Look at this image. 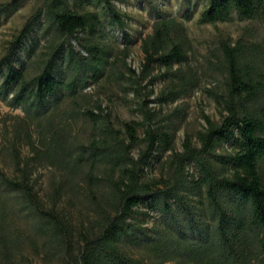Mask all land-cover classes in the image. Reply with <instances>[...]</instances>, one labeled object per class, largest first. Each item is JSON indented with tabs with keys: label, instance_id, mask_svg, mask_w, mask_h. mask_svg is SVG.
I'll list each match as a JSON object with an SVG mask.
<instances>
[{
	"label": "trees",
	"instance_id": "1",
	"mask_svg": "<svg viewBox=\"0 0 264 264\" xmlns=\"http://www.w3.org/2000/svg\"><path fill=\"white\" fill-rule=\"evenodd\" d=\"M111 1L98 0L107 26L123 30L124 16ZM205 1L200 23L236 14L257 21L262 36L222 40L205 59L220 76L210 94L221 117L204 116V130L194 140L185 135L181 152L174 150L181 111L157 118L147 104L174 103L197 86L182 21L158 13L141 39L140 72L124 62L136 96L144 80L150 86L157 80L155 69L163 71V85L155 100L137 102L142 120L121 129L101 120L100 105L99 113L81 108L92 101L85 93L92 85L108 76L125 79L111 67L98 13L41 0L6 43L0 102L22 117L0 151V264H14L26 242L59 264H264V0ZM122 38L127 56L131 39L124 31ZM79 116L93 126L85 141L72 126ZM41 165L58 175L44 196L35 175ZM158 166H167V178L148 177ZM75 199L84 220L81 212L75 220L67 213Z\"/></svg>",
	"mask_w": 264,
	"mask_h": 264
},
{
	"label": "rangeland",
	"instance_id": "2",
	"mask_svg": "<svg viewBox=\"0 0 264 264\" xmlns=\"http://www.w3.org/2000/svg\"><path fill=\"white\" fill-rule=\"evenodd\" d=\"M67 2L71 10L96 12L100 15L107 28L105 37L101 42L113 50L115 64L111 67H113L114 72L120 70L125 73V79L122 81H115L113 76H108L89 87L85 93L91 96L92 101L81 104L82 111L90 109L95 113H99L95 106L100 105L102 108L101 120L108 117L117 129H121L124 122L141 121L142 116L137 111V102L142 99L155 100L163 85V81L160 79L163 71L155 69L152 76H157V80L152 83V86L148 85L147 80H144L141 86L145 89L136 96L129 85L130 81L126 79L128 75L124 62L127 67L140 72L143 59L141 39L151 32V24L158 13L183 22L191 41L190 64L196 69L197 86L189 95L174 103L163 106L156 103L147 104L149 110L157 113V118L168 117L177 109L181 111L179 115L181 122L174 135L175 152H181V144L185 135H189L194 140L195 134L204 130L206 126L204 116L214 122H218L221 117L220 111L210 94V91L219 87L220 76L213 67L205 62V59L211 58V52L222 40L235 42L241 35H245L246 39L256 41L262 36V28L257 21L242 19L236 14H232L231 20L228 22L216 23L215 25L200 23V14L207 4L205 0H112L115 8L124 16L125 26L123 30L118 27L107 26V17L103 15L98 0H67ZM40 3L41 0H28L14 6L12 0H0V57L4 52L6 43L12 39L26 18ZM186 14H189L188 20H185ZM122 31L126 32L131 39L126 52L127 56L121 53L124 48ZM33 71L34 65L29 68V74L32 75ZM151 90H153V94L147 97V92ZM71 107L75 106L66 103L63 105L65 109ZM21 117L20 110H11L5 103L0 102L1 152H5L4 148L12 138L13 125ZM72 126L74 134L82 141L87 140L93 133L92 123L82 116L77 117ZM26 152L27 149L22 148V153L26 154ZM167 173V166H158L153 171L148 172V177L154 179L167 178ZM35 175L41 194L43 196L50 194L58 179L57 172L46 165H41L37 167ZM80 201L81 199H75L72 206H67V213L71 214L74 220L78 217V212L83 215L79 217L80 219L84 220L87 217V212L79 210L82 206ZM151 215L156 214L151 213ZM148 225H151V220H149ZM132 253L135 256L143 255L142 251H132ZM42 254L41 250L38 253L35 252L26 242L20 252L16 254L14 264H59L57 260L46 259Z\"/></svg>",
	"mask_w": 264,
	"mask_h": 264
}]
</instances>
